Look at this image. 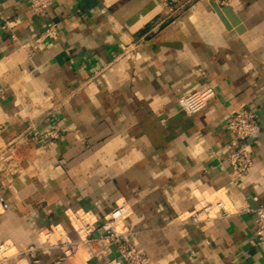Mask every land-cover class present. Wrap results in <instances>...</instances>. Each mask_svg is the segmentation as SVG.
I'll return each instance as SVG.
<instances>
[{"label":"crops","instance_id":"obj_1","mask_svg":"<svg viewBox=\"0 0 264 264\" xmlns=\"http://www.w3.org/2000/svg\"><path fill=\"white\" fill-rule=\"evenodd\" d=\"M49 22L57 39L28 56L22 45ZM206 84L214 99L188 116L180 96ZM242 108L260 129L253 167L233 183L227 120ZM9 143L8 264H105L116 244L82 242L72 216L92 214L98 237L116 204L152 264H264L253 218L264 205V0H55L42 15L0 0V148ZM219 199L230 216L187 217ZM60 237L77 243L68 256Z\"/></svg>","mask_w":264,"mask_h":264},{"label":"built area","instance_id":"obj_2","mask_svg":"<svg viewBox=\"0 0 264 264\" xmlns=\"http://www.w3.org/2000/svg\"><path fill=\"white\" fill-rule=\"evenodd\" d=\"M55 0H28L30 9L38 15L44 12L53 4ZM188 0H185L187 2ZM58 37V25L55 22L46 24L44 30L32 41L22 45L28 56H33L40 45L48 39L54 40ZM215 89L211 84H206L198 89L188 91L179 98L181 110L188 116L197 114L203 110L208 103L214 99ZM227 129L232 134V139L228 144L229 152L227 161L230 167V178L233 183L249 174L253 167V157L251 144L259 134V125L252 111L238 109L231 113L227 120ZM4 162L12 163L9 170H17L18 152L13 143H9L0 148V164ZM233 213L224 199H219L215 203L205 202L198 208H194L189 214L193 222L209 220L218 217H228ZM128 216V208L125 204H116L105 216L101 223L103 233L95 237L94 231L97 219L92 214L74 213L73 219L77 233L82 242L91 243L94 240L113 242L117 246V256L107 260L105 264H152L149 256L141 249L130 243L131 232L123 224ZM255 224L254 242L264 246V205H258L253 210ZM52 228L46 233L49 235ZM60 243L65 245L64 254L70 255L77 245L68 238H61ZM9 244L0 241V264H8L13 255H7Z\"/></svg>","mask_w":264,"mask_h":264},{"label":"water","instance_id":"obj_3","mask_svg":"<svg viewBox=\"0 0 264 264\" xmlns=\"http://www.w3.org/2000/svg\"><path fill=\"white\" fill-rule=\"evenodd\" d=\"M213 6H214V8H215V10L217 11V13L219 14V15H221V14H225V15H227V16H229L230 15V11H229V7H227V6H222V7H220V6H218L216 3H214L213 2ZM236 21V20H235Z\"/></svg>","mask_w":264,"mask_h":264}]
</instances>
